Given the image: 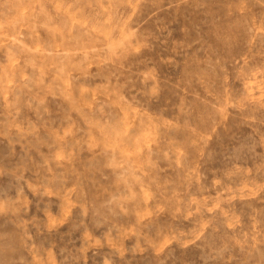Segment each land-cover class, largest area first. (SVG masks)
Here are the masks:
<instances>
[{
	"label": "rangeland",
	"instance_id": "rangeland-1",
	"mask_svg": "<svg viewBox=\"0 0 264 264\" xmlns=\"http://www.w3.org/2000/svg\"><path fill=\"white\" fill-rule=\"evenodd\" d=\"M0 264H264V0H0Z\"/></svg>",
	"mask_w": 264,
	"mask_h": 264
}]
</instances>
